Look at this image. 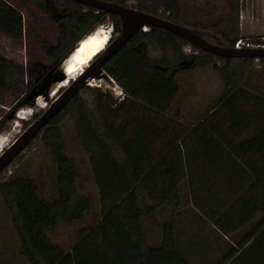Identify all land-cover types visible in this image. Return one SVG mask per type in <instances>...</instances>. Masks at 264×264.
<instances>
[{"label": "trees", "instance_id": "trees-1", "mask_svg": "<svg viewBox=\"0 0 264 264\" xmlns=\"http://www.w3.org/2000/svg\"><path fill=\"white\" fill-rule=\"evenodd\" d=\"M34 1L56 17L61 32L57 44L42 41L51 63L40 69L32 83H27L28 71L23 65L0 56V103L6 104L8 96H13L14 112L24 105L32 107L33 96L46 92L45 83L53 71L73 53L80 40L108 18L113 33L118 36L122 32L118 15L74 0ZM107 1L121 5L128 2ZM136 1L135 8L183 25L176 0ZM161 8L165 9L162 14ZM234 19L238 26L232 34L220 31L229 46L241 39L239 15ZM196 26L205 24L197 22ZM0 33L13 41L24 37V15L8 0H0ZM189 44L158 27L141 29L104 66L123 88L124 99L87 85L41 131L35 140L41 139L55 164L50 173L53 195L46 196L29 175L4 177L8 167L0 174V200L14 232L16 264H264V232L258 234L261 226L245 238L247 243L256 236L233 260L237 248L226 259L204 254L211 235H221V221L225 218V214L224 218L219 215L222 208L234 202L241 210L239 219L249 221L257 207L250 204L252 194H218L217 180L209 181L207 195L199 194L190 171L200 147L213 140L236 139V128L243 122L246 106L256 101L258 109H264V98L250 89L254 81L253 59L245 65L246 59L220 57L196 46H192L196 53H185L184 47ZM150 45L171 50L172 55L152 57L148 53ZM217 59L225 60V65L219 66ZM208 67L223 77L222 94L202 118L193 123L180 122L170 114L180 92L178 73ZM258 114L254 118L264 123L263 113ZM40 115L36 113L33 121ZM67 116L74 122L77 145L89 156L102 206L97 222L84 226L71 247L56 243L50 232L60 223L83 222L92 212L94 201L80 193L79 164L66 152L62 124ZM227 124L228 129L224 128ZM3 131L4 125L0 124V133ZM22 155L23 152L18 157ZM260 182L255 181L248 190ZM262 202L264 211V198ZM205 206L215 212L213 219L219 229L204 226L211 215ZM149 222H155L160 231L154 240L148 233ZM0 264H13L1 247Z\"/></svg>", "mask_w": 264, "mask_h": 264}, {"label": "rangeland", "instance_id": "rangeland-1", "mask_svg": "<svg viewBox=\"0 0 264 264\" xmlns=\"http://www.w3.org/2000/svg\"><path fill=\"white\" fill-rule=\"evenodd\" d=\"M19 8L24 15V37L19 41H13L0 33V56L14 60L19 65H23L28 73L27 83L35 81L40 75L42 67H48L51 63L48 54L42 46V41L53 44L58 43L60 37V24L51 17L38 1L34 0H8ZM159 1V0H151ZM183 15V25L199 31L209 40L229 45L228 41L221 35L220 31L232 34L234 27L238 26L234 19L239 15L240 38L251 44L264 42V0H176ZM127 5L135 7L136 0H128ZM161 8L159 13H164ZM168 15V14H167ZM235 20V21H234ZM204 23L205 27L196 26V23ZM112 29V21L107 19L103 24ZM146 30L149 29L145 28ZM185 53H196L192 45L184 47ZM148 53L152 57H170L171 50L164 51L157 45H150ZM250 59L244 60L243 64L248 65ZM219 66L225 65L226 61L217 59ZM63 63L56 68L51 79L45 83L46 92H38L33 96V106L24 105L14 112V97L8 96L7 103H0V124L4 125V131L0 133V138H8L6 148L11 145L33 122L36 113H42L52 101L58 96H52L58 85L64 81ZM62 69V70H61ZM254 81L250 84V89L264 98V63L262 59H253ZM260 76V77H259ZM177 78L180 83V92L177 99L172 104L171 115L180 122L193 123L207 113L216 103L219 95L224 90V79L213 67L187 70L179 72ZM90 86L101 87L104 91H111L115 97L124 99L125 93L118 82L110 78L108 80H91ZM47 103L46 107H41L39 102ZM246 109L259 108L256 101H252ZM21 111H28L31 114H21ZM23 115V117H21ZM160 119V116H156ZM62 130L66 141V152L72 156L79 164L81 170L80 193L90 197L94 201V208L87 218L80 223H60L51 232L52 239L61 246L71 247L79 239L81 229L84 226H91L97 222L101 215V203L98 189L94 181L89 156L86 151L77 145V136L73 120L67 116L62 124ZM161 143L156 146L159 147ZM55 164L52 157L42 144L41 139L35 140L31 147L23 151L21 157H17L5 171L4 177L8 175H29L39 185L40 190L46 195H53L55 192L54 181L50 176ZM148 233L154 240L159 234L156 223L149 222ZM14 232L5 214L4 207L0 200V247L6 259L16 264L17 253L14 244ZM235 264V263H234Z\"/></svg>", "mask_w": 264, "mask_h": 264}, {"label": "crops", "instance_id": "crops-1", "mask_svg": "<svg viewBox=\"0 0 264 264\" xmlns=\"http://www.w3.org/2000/svg\"><path fill=\"white\" fill-rule=\"evenodd\" d=\"M243 112L245 117L236 128V139L229 142L213 140L203 145L190 168L191 177L195 180V186L201 195L208 194L209 181L217 180L220 183L215 189L220 195L233 196L246 192L254 196V199H250V204H255L257 210L249 221L239 219L241 210H238L234 202L221 209L220 217L225 214V218L222 217L224 220L221 221L222 227L219 230L221 235L217 237L211 233L210 240L205 243L204 247L205 255L211 254L210 257L219 260L228 258V253L237 248L238 252L231 258L233 260L246 249L256 236L247 243H244L245 238L259 226L262 228L258 234L264 232V211L262 209V199L264 198V123L259 117L254 118L261 112L264 116V109H244ZM229 126L227 124L224 128L228 129ZM261 180L262 182L257 183L255 188L248 190L255 181ZM260 197L263 198L260 199ZM205 211L211 215L208 216L209 222L203 223L204 226L209 230L218 228L216 220L213 219L215 212L210 211L207 206H205Z\"/></svg>", "mask_w": 264, "mask_h": 264}, {"label": "water", "instance_id": "water-1", "mask_svg": "<svg viewBox=\"0 0 264 264\" xmlns=\"http://www.w3.org/2000/svg\"><path fill=\"white\" fill-rule=\"evenodd\" d=\"M74 1H78L98 10H103L109 14L118 15L122 21V32L111 39L107 48L102 51L76 79L72 80L68 86L64 87L62 92L44 109L41 115L35 119L11 145L4 149L0 154V174L36 139L41 131L66 108L73 98L79 94L81 89L89 85L91 80H108L111 78L104 69L105 64L141 29L146 30L145 28H150L152 26L161 28L187 40L192 46H196L201 50L216 54L220 57L243 58L246 60L264 59V48L262 47L236 48L235 46L219 44L209 40L197 30L129 5H121L117 2L107 0ZM70 54H68V56ZM64 61L62 63H64Z\"/></svg>", "mask_w": 264, "mask_h": 264}, {"label": "bare ground", "instance_id": "bare-ground-1", "mask_svg": "<svg viewBox=\"0 0 264 264\" xmlns=\"http://www.w3.org/2000/svg\"><path fill=\"white\" fill-rule=\"evenodd\" d=\"M112 38V29L105 25L97 27L95 31L83 38L76 46L62 65L64 71V81L58 85L52 96L57 95L60 89L68 86L72 80L76 79L86 67L104 51ZM61 69V70H62ZM41 101V100H40ZM41 107H46L47 103L39 102ZM31 114L28 111H21V114ZM23 117V115L21 116ZM8 138H0V154L7 146Z\"/></svg>", "mask_w": 264, "mask_h": 264}, {"label": "built area", "instance_id": "built-area-1", "mask_svg": "<svg viewBox=\"0 0 264 264\" xmlns=\"http://www.w3.org/2000/svg\"><path fill=\"white\" fill-rule=\"evenodd\" d=\"M236 48H249V47H262L264 48V42L258 43L256 45L251 43H246L242 39L236 41L235 45Z\"/></svg>", "mask_w": 264, "mask_h": 264}]
</instances>
